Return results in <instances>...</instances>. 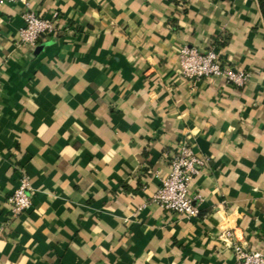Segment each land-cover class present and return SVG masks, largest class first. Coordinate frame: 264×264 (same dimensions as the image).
Here are the masks:
<instances>
[{"label":"crops","instance_id":"1","mask_svg":"<svg viewBox=\"0 0 264 264\" xmlns=\"http://www.w3.org/2000/svg\"><path fill=\"white\" fill-rule=\"evenodd\" d=\"M30 11L58 13L34 45ZM185 45L246 81L184 77ZM183 142L207 158L194 218L153 199ZM238 244L264 253L261 0H0V264H237Z\"/></svg>","mask_w":264,"mask_h":264},{"label":"built area","instance_id":"2","mask_svg":"<svg viewBox=\"0 0 264 264\" xmlns=\"http://www.w3.org/2000/svg\"><path fill=\"white\" fill-rule=\"evenodd\" d=\"M57 16V12L52 19L43 18L33 11L25 13V24L19 31L20 42L34 45L40 36L52 34L56 29L53 19ZM178 56L180 73L188 79L224 76L229 82L242 85L248 77L244 70L225 65L212 49L199 52L195 47L185 45L179 50ZM206 163L207 158L196 155L187 143H180L170 158L169 173L161 180L153 199L165 210L187 218L196 217L201 197L199 194L191 195L189 186ZM29 185V177L22 173L18 186L7 199L13 216L31 207L33 197ZM234 252L237 264H264L263 252L247 250L241 244L234 247Z\"/></svg>","mask_w":264,"mask_h":264},{"label":"trees","instance_id":"3","mask_svg":"<svg viewBox=\"0 0 264 264\" xmlns=\"http://www.w3.org/2000/svg\"><path fill=\"white\" fill-rule=\"evenodd\" d=\"M261 3H262V6H263V11H264V3H263V0H261Z\"/></svg>","mask_w":264,"mask_h":264}]
</instances>
